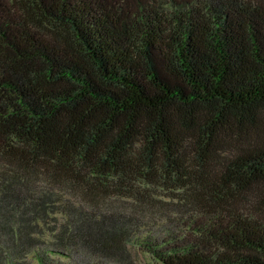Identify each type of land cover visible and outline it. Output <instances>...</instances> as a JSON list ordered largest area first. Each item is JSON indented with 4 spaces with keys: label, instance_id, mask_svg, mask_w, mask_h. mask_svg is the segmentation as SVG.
Listing matches in <instances>:
<instances>
[{
    "label": "trees",
    "instance_id": "obj_1",
    "mask_svg": "<svg viewBox=\"0 0 264 264\" xmlns=\"http://www.w3.org/2000/svg\"><path fill=\"white\" fill-rule=\"evenodd\" d=\"M159 188L191 212L162 237L83 200ZM134 237L162 264H264V0H0V257Z\"/></svg>",
    "mask_w": 264,
    "mask_h": 264
},
{
    "label": "rangeland",
    "instance_id": "obj_2",
    "mask_svg": "<svg viewBox=\"0 0 264 264\" xmlns=\"http://www.w3.org/2000/svg\"><path fill=\"white\" fill-rule=\"evenodd\" d=\"M155 199L150 202H141L135 198L109 197L94 206L92 203L83 199L88 208V214L94 215L95 218H101L103 214L111 217V220H118L124 224L123 232L138 233L144 236L151 230L155 237H162L164 233L172 231L176 226L188 223L191 212L176 201H171V191L165 189H156ZM81 199V198H80ZM82 200V199H81ZM250 200H257L256 197H250ZM159 201V202H157ZM154 203L156 205H154ZM249 204V203H248ZM179 205V206H177ZM251 204H249L250 206ZM55 222L49 221V227ZM133 240L124 242L125 254H114L98 249H82L81 247L71 248L68 251L70 258H64L63 255H57L58 258L65 259L66 264H162L151 254L140 250L136 245L135 237ZM25 262L30 263L31 257L28 256ZM18 264L11 255L0 257V264Z\"/></svg>",
    "mask_w": 264,
    "mask_h": 264
}]
</instances>
